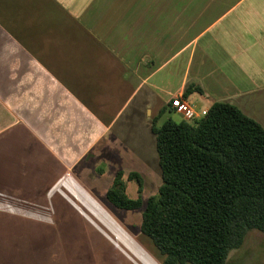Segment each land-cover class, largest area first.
I'll return each instance as SVG.
<instances>
[{
  "label": "crops",
  "instance_id": "1",
  "mask_svg": "<svg viewBox=\"0 0 264 264\" xmlns=\"http://www.w3.org/2000/svg\"><path fill=\"white\" fill-rule=\"evenodd\" d=\"M134 2L147 10L114 18V0H0V216L80 199L125 113L154 121L170 105L193 122L264 91V0ZM188 85L201 90L184 97ZM177 94L189 113L171 105Z\"/></svg>",
  "mask_w": 264,
  "mask_h": 264
},
{
  "label": "trees",
  "instance_id": "2",
  "mask_svg": "<svg viewBox=\"0 0 264 264\" xmlns=\"http://www.w3.org/2000/svg\"><path fill=\"white\" fill-rule=\"evenodd\" d=\"M201 89L188 85L184 97ZM172 112L170 105L159 113ZM151 126L162 176L158 193L144 203L143 178L119 170L106 192L115 207L144 206L141 232L163 255V264H226L247 233L264 232V126L229 101L214 102L188 122L169 117ZM136 179L130 198L126 180Z\"/></svg>",
  "mask_w": 264,
  "mask_h": 264
},
{
  "label": "rangeland",
  "instance_id": "3",
  "mask_svg": "<svg viewBox=\"0 0 264 264\" xmlns=\"http://www.w3.org/2000/svg\"><path fill=\"white\" fill-rule=\"evenodd\" d=\"M124 1L122 6L114 0V18L122 11L136 18L147 10L137 7L134 2L137 0ZM235 14L226 16L210 35ZM252 99L242 110L264 126V91ZM135 103H131L128 113ZM125 114L98 148L105 143L112 145L111 151L105 153L109 159L97 154L90 159L98 177L83 180L85 194L80 199L66 201L59 214L0 216V264H163V255L151 238L141 232L144 206L135 210L120 209L105 197L118 170L141 174L144 203L158 193L162 184L155 136L151 132L152 118L143 115L142 119L126 121ZM169 117L176 119L177 116L167 112L157 120V126ZM126 192L130 198L138 196L136 179L126 180ZM226 264H264V232L250 230L243 245L230 252Z\"/></svg>",
  "mask_w": 264,
  "mask_h": 264
},
{
  "label": "built area",
  "instance_id": "4",
  "mask_svg": "<svg viewBox=\"0 0 264 264\" xmlns=\"http://www.w3.org/2000/svg\"><path fill=\"white\" fill-rule=\"evenodd\" d=\"M171 105L175 108L178 113H189L190 104L182 95H175L172 98Z\"/></svg>",
  "mask_w": 264,
  "mask_h": 264
}]
</instances>
